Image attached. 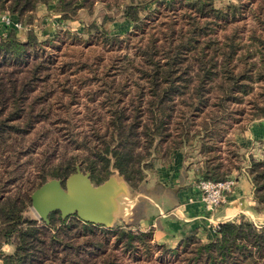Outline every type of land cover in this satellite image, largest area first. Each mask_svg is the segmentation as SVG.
Wrapping results in <instances>:
<instances>
[{"label": "trees", "instance_id": "1", "mask_svg": "<svg viewBox=\"0 0 264 264\" xmlns=\"http://www.w3.org/2000/svg\"><path fill=\"white\" fill-rule=\"evenodd\" d=\"M256 1L216 7L213 0H156L147 10L145 0H108L101 20L84 24L85 41L96 40L108 47L127 45L132 32L142 33L133 55L121 57L132 68L129 82L134 93L129 95L131 86L126 83H119L112 93L105 82L111 104L106 125L81 138L82 149L88 153L85 168L94 184L115 170L136 190L146 170L153 172L168 164L175 151L183 150L186 169L192 170L196 182L223 181L245 166L253 188V209L264 214V140L254 148L261 145L259 157L252 149L240 152L241 146L232 139L228 142L235 150L228 149L225 156L222 150L233 115L229 106L241 104L257 81L262 83L261 100L252 104L251 116L264 119V22H260L261 31L251 30L243 43L236 29L222 41L211 35L235 20L242 9H255L250 4ZM38 5L48 6L58 17L49 28L53 34L42 32L45 41H39L34 28L27 30L24 41L13 30L0 34V157L6 158L7 165L12 163L10 158L27 151L24 138L36 121L49 119L51 95L46 84H38L50 78L46 71L52 63L43 45L58 48V42L65 40L63 34L80 39L78 34L56 28L74 20L82 8L90 12L93 0H0V15L9 12L31 25L37 22ZM258 6L257 20L264 13V0ZM106 9L119 12L132 30L125 36L111 34L108 25L116 18ZM178 11L188 20L176 15ZM162 13L168 16L165 21L158 18ZM33 110L35 119L30 115ZM205 110L208 113L194 125ZM74 172L73 160L50 170L42 165L39 183L32 189L48 178L65 179ZM14 182L10 177L3 189L6 196L0 195V247L3 243L14 247L12 254H1L4 264H121V252L130 254L137 264H264V222L257 224L244 214L218 224L213 237L206 240L188 233L173 246L152 245L151 231L106 228L76 216L61 218L58 211L49 214L48 224L38 223L23 215L33 191H12ZM154 248L162 255L157 262H149Z\"/></svg>", "mask_w": 264, "mask_h": 264}, {"label": "rangeland", "instance_id": "2", "mask_svg": "<svg viewBox=\"0 0 264 264\" xmlns=\"http://www.w3.org/2000/svg\"><path fill=\"white\" fill-rule=\"evenodd\" d=\"M105 1L108 0H93V7L90 12L89 10L82 8L76 13L74 20L66 21L62 24V27L57 26L56 29L58 30L59 28H62V30H69L74 34L80 35V39L76 40L75 36L77 35L63 34L62 36L65 40L62 43L58 42V48L52 47L50 44L43 45L45 56L51 57L52 63L48 64V69L46 71L50 74V78L46 82H39L38 84L39 86H44L46 84L47 90H49V94L51 95L50 99H52V107L49 112V119L36 121L32 126L30 133L24 138V144L28 148L27 151L16 155L14 159L10 158L12 163L7 165L5 161L6 158L0 157L1 196H6L7 194L3 192V189L4 185L10 182V177H13L15 181L10 186L12 191H17L18 189L32 192V188L39 183L42 165H44L47 170H50L55 166H59L64 161L73 160L75 168L76 165H79L82 171H88L85 168L84 162L88 153L86 150L84 151L82 149L80 143L83 136H90L93 132L92 130L102 131L106 125L109 117L108 110L110 109L111 104L110 100L106 98L107 93L105 82H108L111 85L112 93L118 88L119 83H126V87L130 85L131 92L129 95L134 93V87L131 85L132 83L129 82V78H131L129 72L132 68L127 64L124 65L121 57L126 53L131 56L133 55V46L140 41L142 33L136 31V33L132 32L134 35L130 36L128 44L126 45L122 43L120 47H108L96 40L87 42L85 41L86 36H83L82 33L84 24H89L94 20H101L104 13L103 4ZM155 1L156 0H145L146 9L150 10L154 6ZM230 2L237 3L238 0H213V4L216 7H223ZM52 4L53 3H50L49 6L52 7ZM258 4L259 0L252 2L250 6L255 9H242L239 14H237L235 20L218 28L211 35H216L217 38L222 41L225 34L236 29L238 31V40H241L242 43L247 42V36L250 34L251 30L256 29L258 32L261 31L262 23L260 22H264V13L260 15L259 20L256 19L255 15L258 12L255 10L259 8ZM38 6L39 7L36 10L38 16L37 22L31 24V26H33L32 28H34L36 34H38L39 41L43 42L46 40L43 31L53 34L54 32L49 28H52V25H54L52 22H55L58 17L54 12L50 11L48 6ZM106 10L116 18L108 25L111 34L125 36L132 30V24L127 20L121 19L119 17V12H116L113 9ZM176 15L181 16L186 21L188 20L183 12L178 11ZM167 17L168 16L163 13L160 16L158 15V18L161 21H165ZM177 20L179 23L180 19ZM16 34L18 39L22 41L26 40L27 31ZM55 46L57 45L55 44ZM261 86L262 83L260 81L254 82L251 92L244 97V101L241 104H231L229 106V109L231 110H228V112H233V115L230 117L231 123L228 125L225 133V137L227 138L226 142L222 143L224 156L228 149L231 151L235 150L233 149L232 143L228 142V139L234 140L239 146H241L240 152L247 153L252 149L251 152H254L256 156L259 157L261 155V145L259 149L255 150L254 148L263 141L262 139L257 138L264 136V119L254 120L251 116L252 104L255 101L260 102L261 100ZM127 90H129V88ZM240 108L243 110H239ZM208 110H211V106H209ZM208 110H205L203 114L196 117L193 124L195 125V122H199L202 115L208 113ZM35 112L36 110H33V114L30 113L31 118L35 119ZM247 132L249 137L246 136ZM252 138L254 140H251ZM187 149L189 148H184V150ZM4 154L7 156L6 153ZM45 158L46 161L42 164V161H44ZM149 159L150 158L145 159L146 162H149ZM14 166L15 170H13ZM244 168L245 166L239 171L234 170L230 176L240 178L239 175H241L242 172H245ZM113 171V174H118L117 171ZM149 173L150 171L146 170L145 177ZM239 178L236 180L237 183L239 182ZM144 179L140 185L144 182ZM235 186L236 184L234 187ZM132 195L133 192L131 193V196ZM250 201H252V199H250L249 195H244L239 198L238 204L240 205L237 206L239 209H244L242 213L249 214L246 208ZM251 204H253V202H251ZM23 215L37 220L38 223L41 221L36 212L32 209L31 204H28ZM128 216V214L124 217L117 216L113 226L110 228L120 226L123 227L125 231L139 230L137 226L132 224L134 221H129ZM249 216L251 215H248V217ZM252 219L257 224L263 223L264 214L261 216L252 215ZM143 230L152 232L150 244L161 245L153 239V231L151 228ZM207 238L208 237H206V239ZM117 250L118 254H120L119 249ZM161 255L160 251L157 248H154L149 258V262H157ZM139 258L142 261L145 259L143 256H140ZM167 259L168 258L165 257V260ZM120 263L137 264L136 261L132 260L130 254L122 252Z\"/></svg>", "mask_w": 264, "mask_h": 264}, {"label": "crops", "instance_id": "3", "mask_svg": "<svg viewBox=\"0 0 264 264\" xmlns=\"http://www.w3.org/2000/svg\"><path fill=\"white\" fill-rule=\"evenodd\" d=\"M246 136L249 137L248 132ZM257 139L264 140V136ZM239 176L240 178L237 177L239 182L236 181V186L226 193L224 202L210 212L201 201L200 192L196 188V176L192 170L186 169L183 150H177L168 164L159 165L155 171L150 172L136 190L128 186L126 193L118 196L116 214L121 212L120 197L126 195L132 200L127 213L129 221H134L132 224L142 230L151 228L153 239L157 243L173 246L180 236L188 233H195L206 240V237H213L216 224L244 214L242 213L244 209H239L237 206L240 205L238 200L241 196L249 195L252 199L246 208L249 214L244 215H251L249 216L251 219L252 215L261 216L253 209L255 201L248 175L242 172ZM127 214L117 216L124 217ZM13 251V245L3 243L0 247V264H4L1 254L9 255Z\"/></svg>", "mask_w": 264, "mask_h": 264}, {"label": "water", "instance_id": "4", "mask_svg": "<svg viewBox=\"0 0 264 264\" xmlns=\"http://www.w3.org/2000/svg\"><path fill=\"white\" fill-rule=\"evenodd\" d=\"M127 189L128 184L118 174L94 184L90 172L76 165L75 172L65 179L50 178L35 188L30 195L31 207L45 224L49 214L58 211L61 218L76 216L82 222L110 228L116 220V199Z\"/></svg>", "mask_w": 264, "mask_h": 264}, {"label": "built area", "instance_id": "5", "mask_svg": "<svg viewBox=\"0 0 264 264\" xmlns=\"http://www.w3.org/2000/svg\"><path fill=\"white\" fill-rule=\"evenodd\" d=\"M33 26L25 25L18 19H14L9 12L0 15V34L5 35L13 30L16 33L26 32ZM236 184V178L230 176L223 181L198 180L196 187L201 192V200L206 210L213 211L217 209L225 200L226 193L231 191ZM216 224L214 227H217Z\"/></svg>", "mask_w": 264, "mask_h": 264}, {"label": "bare ground", "instance_id": "6", "mask_svg": "<svg viewBox=\"0 0 264 264\" xmlns=\"http://www.w3.org/2000/svg\"><path fill=\"white\" fill-rule=\"evenodd\" d=\"M119 200H120L119 208L121 209V212L119 214L125 215L130 210L129 208L131 206L132 200L126 195H122ZM119 214H116V216Z\"/></svg>", "mask_w": 264, "mask_h": 264}]
</instances>
